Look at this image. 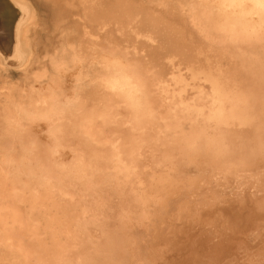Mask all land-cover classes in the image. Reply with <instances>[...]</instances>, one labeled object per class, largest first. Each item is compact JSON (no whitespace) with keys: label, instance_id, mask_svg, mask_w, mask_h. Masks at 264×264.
<instances>
[{"label":"bare ground","instance_id":"1","mask_svg":"<svg viewBox=\"0 0 264 264\" xmlns=\"http://www.w3.org/2000/svg\"><path fill=\"white\" fill-rule=\"evenodd\" d=\"M15 1L0 264H264V0Z\"/></svg>","mask_w":264,"mask_h":264},{"label":"rangeland","instance_id":"2","mask_svg":"<svg viewBox=\"0 0 264 264\" xmlns=\"http://www.w3.org/2000/svg\"><path fill=\"white\" fill-rule=\"evenodd\" d=\"M14 1L15 0H8V2H9V6H10V9L12 10V13L14 14V16H16V18H18V9H19V5H18V3L16 2V3H14ZM29 2L32 4V5H34V6H36V8L40 11V14H41V16H43L42 18L44 19V21L46 22V23H50V26H53V21H54V17L51 19V15H53V13H51L52 11L50 10V8L48 9L47 7H45L44 6V4L42 3H36L35 2V0L33 1V0H29ZM33 2V3H32ZM13 4V5H12ZM42 5V7H41V5ZM18 5V6H17ZM13 6H15V7H13ZM14 8V9H13ZM45 8V9H44ZM44 10H45V12H44ZM48 10V11H47ZM49 11H51V12H49ZM15 12H17V14L15 13ZM46 12H47V14H46ZM50 13V14H49ZM47 15V16H46ZM54 16V15H53ZM1 18V17H0ZM46 18H47V20H46ZM52 21H51V20ZM49 25V24H48ZM4 26V27H3ZM7 30L6 29V27H5V24H4V21H3V19L1 18L0 19V37L2 38L1 40H0V46H1V48L0 49H2V47H3V39H5L6 40V34H5V30ZM3 40V41H2ZM6 41H4V43H5ZM11 70H13L12 72H9V74H3V77L6 79V76H7V79H6V81L8 82L7 84H9V85H13V86H16V84L18 83L19 84V80H20V78L18 79V75H17V72L14 70V69H11ZM12 73V74H11ZM11 74V75H10ZM8 77H10V79H8ZM18 79V82L16 81ZM14 82H16V83H14Z\"/></svg>","mask_w":264,"mask_h":264}]
</instances>
